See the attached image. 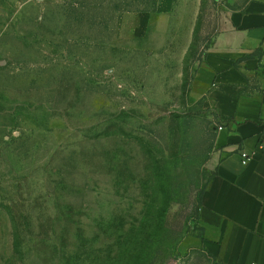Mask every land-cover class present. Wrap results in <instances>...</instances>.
<instances>
[{"label": "rangeland", "instance_id": "374dc122", "mask_svg": "<svg viewBox=\"0 0 264 264\" xmlns=\"http://www.w3.org/2000/svg\"><path fill=\"white\" fill-rule=\"evenodd\" d=\"M249 1L0 0V264H225L193 80Z\"/></svg>", "mask_w": 264, "mask_h": 264}, {"label": "crops", "instance_id": "0c3cea01", "mask_svg": "<svg viewBox=\"0 0 264 264\" xmlns=\"http://www.w3.org/2000/svg\"><path fill=\"white\" fill-rule=\"evenodd\" d=\"M173 5L159 0L158 10ZM193 82L192 100L219 123L198 215L202 245L225 264H264V0L230 15Z\"/></svg>", "mask_w": 264, "mask_h": 264}, {"label": "trees", "instance_id": "16d2710c", "mask_svg": "<svg viewBox=\"0 0 264 264\" xmlns=\"http://www.w3.org/2000/svg\"><path fill=\"white\" fill-rule=\"evenodd\" d=\"M156 3H158V0H157V2ZM207 187V186H206ZM206 187L201 191V193H200V195H199V204H198V209H197V214L199 215V210H200V208H201V205H202V200H203V196H204V194H205V190H206Z\"/></svg>", "mask_w": 264, "mask_h": 264}, {"label": "built area", "instance_id": "2783aa9c", "mask_svg": "<svg viewBox=\"0 0 264 264\" xmlns=\"http://www.w3.org/2000/svg\"><path fill=\"white\" fill-rule=\"evenodd\" d=\"M220 130H222V128H219ZM242 161H243V164L246 166L249 164L250 162V156L246 153H243L242 154Z\"/></svg>", "mask_w": 264, "mask_h": 264}]
</instances>
